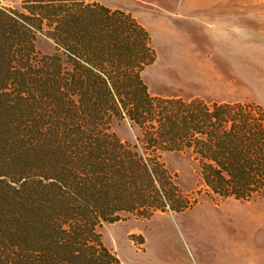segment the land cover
Returning a JSON list of instances; mask_svg holds the SVG:
<instances>
[{"label": "trees", "instance_id": "obj_1", "mask_svg": "<svg viewBox=\"0 0 264 264\" xmlns=\"http://www.w3.org/2000/svg\"><path fill=\"white\" fill-rule=\"evenodd\" d=\"M20 1L0 0V264H125L100 226L195 204L166 152L191 151L210 194H262V104L152 94V36L130 12ZM124 118L132 141L112 130Z\"/></svg>", "mask_w": 264, "mask_h": 264}, {"label": "rangeland", "instance_id": "obj_2", "mask_svg": "<svg viewBox=\"0 0 264 264\" xmlns=\"http://www.w3.org/2000/svg\"><path fill=\"white\" fill-rule=\"evenodd\" d=\"M95 1L130 12L149 30L156 59L142 75L152 94L264 106V0ZM52 44L41 37L43 51ZM111 127L124 140L137 134L127 118ZM160 162L182 200L195 204L100 226L125 264H264V191L250 201L210 194L189 150L166 152Z\"/></svg>", "mask_w": 264, "mask_h": 264}]
</instances>
